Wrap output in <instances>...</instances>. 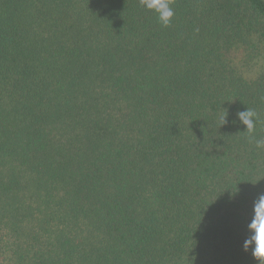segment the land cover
Segmentation results:
<instances>
[{"label": "trees", "instance_id": "trees-1", "mask_svg": "<svg viewBox=\"0 0 264 264\" xmlns=\"http://www.w3.org/2000/svg\"><path fill=\"white\" fill-rule=\"evenodd\" d=\"M172 7L0 0V264H258L264 0Z\"/></svg>", "mask_w": 264, "mask_h": 264}, {"label": "clouds", "instance_id": "clouds-1", "mask_svg": "<svg viewBox=\"0 0 264 264\" xmlns=\"http://www.w3.org/2000/svg\"><path fill=\"white\" fill-rule=\"evenodd\" d=\"M174 0H139L140 6L157 14L158 20L163 27L171 26L175 16L174 8L172 7ZM240 123L246 126L244 133L247 136L248 142L254 144L257 149L264 150V138H256L253 133L256 130L257 124L260 122L259 113L252 108L247 107L245 111L237 113ZM228 117V112L220 115L222 126L225 125ZM239 192L233 194L238 195ZM254 215L251 222L248 224L249 236L243 242V250L251 251L253 258L258 261V264H264V194L259 195L254 202Z\"/></svg>", "mask_w": 264, "mask_h": 264}]
</instances>
